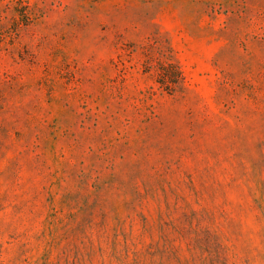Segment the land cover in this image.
<instances>
[{
  "label": "rangeland",
  "instance_id": "1",
  "mask_svg": "<svg viewBox=\"0 0 264 264\" xmlns=\"http://www.w3.org/2000/svg\"><path fill=\"white\" fill-rule=\"evenodd\" d=\"M0 264H264V0H0Z\"/></svg>",
  "mask_w": 264,
  "mask_h": 264
},
{
  "label": "trees",
  "instance_id": "2",
  "mask_svg": "<svg viewBox=\"0 0 264 264\" xmlns=\"http://www.w3.org/2000/svg\"><path fill=\"white\" fill-rule=\"evenodd\" d=\"M161 77H163V78H164V77H165V74L161 75ZM163 78H162V79H163Z\"/></svg>",
  "mask_w": 264,
  "mask_h": 264
}]
</instances>
